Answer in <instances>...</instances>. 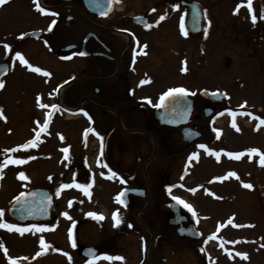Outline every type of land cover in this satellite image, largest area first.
<instances>
[{"label":"flooded vegetation","instance_id":"af4514ba","mask_svg":"<svg viewBox=\"0 0 264 264\" xmlns=\"http://www.w3.org/2000/svg\"><path fill=\"white\" fill-rule=\"evenodd\" d=\"M262 10L254 0L252 17L264 20ZM196 11L203 18L198 34ZM211 26L197 0H0V264L118 262L111 247L80 236L100 214L73 199L63 209L56 193L83 195L99 177L110 182L119 206L147 221L151 193L157 203L173 173L170 135L185 143L182 126L159 125L155 112L175 91L192 99L188 127L199 129L197 111L213 109L196 88L194 51ZM260 26H251L258 38ZM36 188L51 194L53 221L20 223L9 208ZM131 189L137 193L120 205L119 193ZM83 246H94L92 258ZM136 251L134 264H148L142 238Z\"/></svg>","mask_w":264,"mask_h":264},{"label":"rangeland","instance_id":"374dc122","mask_svg":"<svg viewBox=\"0 0 264 264\" xmlns=\"http://www.w3.org/2000/svg\"><path fill=\"white\" fill-rule=\"evenodd\" d=\"M197 1L208 8L212 26L209 38L206 31L196 38V88L224 91L227 98L215 102L208 116L197 111L198 139L182 143L170 135L176 152L170 191L161 189L157 203L158 193H151L147 221L137 213L139 222L114 201L108 180L97 177V186L80 196L56 193L63 209L73 199L83 211L100 214L83 224L80 236L84 243L111 247L120 255L115 264L139 262L135 254L141 238L148 264H264V32L258 38L251 28L260 23L262 29L264 20L252 17L254 0ZM171 198L194 214L199 239L174 233L167 219ZM152 205L157 206L153 214ZM197 246L205 249V259Z\"/></svg>","mask_w":264,"mask_h":264},{"label":"water","instance_id":"95a60500","mask_svg":"<svg viewBox=\"0 0 264 264\" xmlns=\"http://www.w3.org/2000/svg\"><path fill=\"white\" fill-rule=\"evenodd\" d=\"M191 6H195L199 9L197 2L191 3ZM190 6V7H191ZM196 22L193 30L198 34L202 29L203 18L201 11H196ZM198 94L208 99L210 102H221L227 98V95L223 91H208L206 89L199 90ZM192 110V99L183 91H175L164 97L161 103V109L155 112V120L159 125L175 127L181 125V136L183 141H194L200 137V132L195 126L188 127L185 124L189 118V114ZM212 110L205 108L203 113L205 116L210 115ZM170 186L164 185V190L169 191ZM128 192L137 193L135 190H125L119 195L118 200L121 204H126L127 200L124 198ZM140 194V193H139ZM171 215L168 218V223L174 226V233L178 238L183 239L188 237L191 239H198L200 232L196 229L193 223L194 215L190 213V221L185 224L186 216L181 213L179 204L176 200H170L166 204ZM54 206L51 202V194L43 188H36L15 201L9 208V214L20 223H43L48 224L52 222L54 216ZM198 252L201 256L204 255V249L202 246H198ZM84 256L92 257L95 253L93 246L83 247ZM165 259L162 258V261Z\"/></svg>","mask_w":264,"mask_h":264}]
</instances>
